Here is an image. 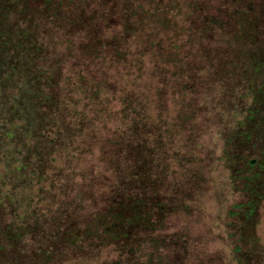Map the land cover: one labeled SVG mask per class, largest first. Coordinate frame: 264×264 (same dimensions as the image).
I'll use <instances>...</instances> for the list:
<instances>
[{
  "label": "rangeland",
  "instance_id": "obj_1",
  "mask_svg": "<svg viewBox=\"0 0 264 264\" xmlns=\"http://www.w3.org/2000/svg\"><path fill=\"white\" fill-rule=\"evenodd\" d=\"M216 5L218 17L229 15L221 2ZM249 8H244L248 17L257 11ZM165 11L159 12L170 27H158L160 38L174 26L169 23L172 13ZM187 14L176 18V47L167 56L175 51L177 75L164 78L162 92L152 96L158 81L127 85L121 77L117 83L123 93L109 96L108 105L89 111L79 105L77 113L58 116L53 128H46L48 123L42 128L44 118L36 120L51 111L44 105L48 90L41 84L42 70L35 73V62L39 56L45 61L47 49L39 48L29 61L8 55L4 71L13 66L26 77L12 74L17 80L13 90L7 89L16 96L0 111V264H110L117 256L111 248L90 246L91 239H107L110 233L93 226L110 215L111 198L127 190L122 178L135 166L140 167L145 193L152 188L160 193L166 236L187 239L191 264H264V41L258 46L246 40L251 46L236 48L231 58L228 53L235 47L202 36L199 25L184 21ZM4 18L9 40L16 43L13 33L20 20L6 13ZM262 18L264 23V13ZM142 22L136 26L138 39L122 40L131 46L148 44V32L143 33L148 21ZM251 28L245 27L248 34ZM258 29L257 36L264 39V28ZM48 50L56 63L63 61L73 70L82 67V60H71L72 51L64 45ZM155 64L149 65L154 73L160 65ZM44 65L51 67L48 60ZM126 69L130 67H119L123 74ZM67 79L61 75L49 89L56 96L54 108L62 106L61 99L79 98ZM5 95L7 90H0V97ZM136 106L155 118L152 125L147 123L154 132L151 140L130 137L128 127L135 120L130 112ZM29 129L37 131V138L22 145ZM131 146L141 150L137 159L127 154ZM178 251L176 245L164 258L177 264L185 254Z\"/></svg>",
  "mask_w": 264,
  "mask_h": 264
},
{
  "label": "trees",
  "instance_id": "obj_2",
  "mask_svg": "<svg viewBox=\"0 0 264 264\" xmlns=\"http://www.w3.org/2000/svg\"><path fill=\"white\" fill-rule=\"evenodd\" d=\"M239 1L0 0V72L1 69L6 70V63L9 61L6 59L10 54L15 57L18 55L29 61L34 56L33 53L40 50L39 48L47 49L45 61H50L51 67L44 68L45 61L42 56H39L40 60L35 62V73L42 70L41 84L45 92L48 90L46 96L43 97L44 105L51 111L39 115L36 120L44 118L42 128L46 123L49 124L46 128H53L54 120L58 116H62L67 111L77 113L79 105H83L84 109L101 108L108 105L109 96L116 94V98L117 94L123 93L124 89L120 88L117 83L121 77L127 85H136L142 79L150 82L158 81L153 82L152 93L154 95L152 96L162 92L164 78L169 76L173 80L177 75V70L174 68L176 60L173 59L175 51L173 50L172 57H168L167 53L176 47L174 40L176 34L173 35L174 32L176 33V29L174 31L173 28L177 23L176 18L181 19L185 11H188V14L183 17L184 21L199 25L202 36L214 37L221 43H231L235 47L228 53L231 58L236 57V48L242 50V46L249 45L246 40H252L259 46L264 39L257 36L259 33H256V29L259 28L258 31H260L261 28H264V23L261 22L264 13V0H250V2L241 0L240 4ZM216 2L223 4L226 13H229L228 16L218 17L213 12V9L217 7V5L213 7ZM245 7H250L253 11L256 8L257 11L248 17L249 13L246 12ZM166 9L172 13L169 23L171 26L173 23L174 26L167 33L168 36L165 34L160 38L157 32L158 27H170L169 24H166V19L161 18L162 14L159 12L166 14ZM4 13L7 17L10 14L11 17L20 20L16 28L18 32L13 33L18 36L16 43L9 40L11 35L7 32ZM31 16L34 24L30 30L27 28V21L28 18L32 19ZM140 17L143 21H148L146 22L147 30L145 29L143 33L148 32L145 39L149 43L141 47L131 46L122 39L126 37L135 39L138 36L139 31L136 30V26L142 22ZM246 26L253 27L250 34L247 33ZM138 38L139 36L136 39ZM13 42L16 48L11 50L10 46L14 45ZM163 42L168 44L167 49H164ZM56 45H64L66 50H71L70 59L75 61L78 57L82 60V67L73 70L67 68L63 61L56 63L51 55L52 52L48 50ZM170 58L173 61H170ZM155 61L160 64L156 73L149 69L151 63L156 65ZM52 65H55L57 70ZM10 67V72L0 73V90L2 92L7 90L8 93V95L0 97V111L5 109L6 104L10 105L11 98L16 96V93L10 91L14 89L12 84L17 80V78H11L12 74H20V80L26 77L21 71H15L13 66ZM119 67L123 69L130 67V69H126L123 74ZM156 74L158 75L157 79L155 78ZM61 75L67 76L72 92L79 98L73 101L61 99L62 106L54 108L56 96L53 95V92H49V89L58 85L55 80ZM39 86L41 87L40 84L37 85L36 91L40 89ZM149 88L150 86L146 87V90ZM28 101L32 103L34 99L31 97ZM89 110L90 108L87 111ZM2 114L0 113V121L3 123ZM130 114H133L135 118L134 123L128 127V130L132 131L130 137L142 142L147 139L151 140L152 138L149 137L154 132L148 129L147 123L152 125L155 118L150 111L141 110L139 106H136ZM125 117L127 118V113ZM116 130H120V135L123 136L124 130L121 126L116 127ZM149 130L150 132H148ZM27 134L26 139L21 137L22 145L24 142L32 143L37 138V131L35 132L33 129H29ZM56 138L57 134L53 132L52 139ZM153 139L156 146V137ZM140 152V149L131 146L127 154L131 159H137ZM51 161L53 160L51 159ZM139 168V166H135L134 169L127 172L129 173L127 178H122V186H126L127 190L114 193L108 212L110 215L100 218L101 222L103 221L101 225L94 224L93 230L100 228L103 233L109 232L110 235L107 239H91V248L97 251L111 248L112 253L117 256L112 259L110 264H175L164 256L168 249L178 245V252L185 254L181 255L177 264H191L186 256L187 239L180 238L176 241L172 236H166L169 232L168 230L165 232L163 229L164 222L160 218V211H162V209L160 210L161 205L158 204L160 193L154 188L149 193H145L144 179H142V184L139 180L141 173ZM124 193L128 194L125 196ZM126 209L129 213L125 211Z\"/></svg>",
  "mask_w": 264,
  "mask_h": 264
}]
</instances>
